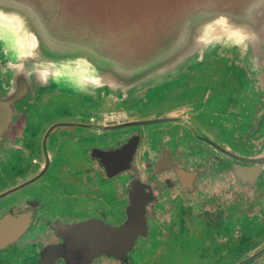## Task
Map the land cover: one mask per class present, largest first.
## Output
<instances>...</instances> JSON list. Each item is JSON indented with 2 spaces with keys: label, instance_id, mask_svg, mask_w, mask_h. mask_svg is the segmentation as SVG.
Returning <instances> with one entry per match:
<instances>
[{
  "label": "flooded vegetation",
  "instance_id": "flooded-vegetation-1",
  "mask_svg": "<svg viewBox=\"0 0 264 264\" xmlns=\"http://www.w3.org/2000/svg\"><path fill=\"white\" fill-rule=\"evenodd\" d=\"M216 53L173 82L183 87L180 100L162 112L132 113L154 101L160 86H153L133 97L108 92L88 99L98 111L87 115L85 109L46 124L41 161L33 156L24 175L15 174L0 188V219L9 214L31 219L28 230L0 251L12 253L2 264H40L48 248L67 244L58 231L62 225L72 229L70 246L50 264H143L138 259L156 255L162 245L179 254L196 221L213 229L217 264H264V235L248 242L253 236L243 234L248 222L264 220V165L256 162L264 158V66L251 73L239 55ZM0 69L3 75L1 61ZM198 73L211 80H199ZM30 109L10 125L0 147L27 116L26 131ZM54 139L70 140L69 153H54L49 148ZM26 142L23 136L9 158L29 154ZM56 158H69V164L51 171ZM127 158L131 163L124 170ZM198 193L201 218L190 224ZM133 198L144 200L146 229L118 236L108 246L109 229L126 225ZM31 233L33 249L22 255L17 243Z\"/></svg>",
  "mask_w": 264,
  "mask_h": 264
},
{
  "label": "water",
  "instance_id": "water-1",
  "mask_svg": "<svg viewBox=\"0 0 264 264\" xmlns=\"http://www.w3.org/2000/svg\"><path fill=\"white\" fill-rule=\"evenodd\" d=\"M0 46L1 144L10 125L50 87L92 99L108 92L133 97L181 77L225 46L240 51L251 73L259 71L264 0H0ZM125 162L124 170L130 158ZM256 162L264 165V158ZM132 201L126 225L109 229L108 246L146 229L144 200ZM30 220L27 214L0 219V251L28 230ZM58 231L67 244L48 248L40 264L52 263L54 254L70 246L71 227Z\"/></svg>",
  "mask_w": 264,
  "mask_h": 264
},
{
  "label": "rangeland",
  "instance_id": "rangeland-1",
  "mask_svg": "<svg viewBox=\"0 0 264 264\" xmlns=\"http://www.w3.org/2000/svg\"><path fill=\"white\" fill-rule=\"evenodd\" d=\"M221 53H228V54H237L241 57V53L238 49H234L232 46H225L223 48L217 49L216 52ZM214 52H210L205 56V58H209L211 54ZM217 54V53H216ZM3 49L0 46V61L3 65ZM214 59H216L214 57ZM242 59V58H241ZM214 70V69H213ZM0 69V82L4 79V70L3 75L1 74ZM208 75H212L215 73L214 71L208 72ZM2 75V76H1ZM199 80H211V77H207L204 74L198 73ZM205 76V77H203ZM180 79L174 78L169 79L161 84L154 85L160 86L155 91L158 92L154 97V101L151 100L149 106L142 109H132V113L140 114V115H148L151 114L153 111L155 112H162L168 107L174 105L180 100L178 93H182V86L179 82L173 83L175 80ZM214 84V83H212ZM222 86V85H220ZM153 87V86H150ZM236 88V85L234 86ZM197 94H199V88L196 89ZM193 92V93H196ZM226 95V94H225ZM160 97V98H159ZM87 98V99H86ZM90 97L84 96L82 94L76 93L69 88L61 87V86H54L50 87L46 92L42 94L37 100L38 102H34L33 106L30 109V114L28 116L27 122V129L24 132L27 116L23 117L19 123L12 129L9 133L6 142L0 147V188L8 185L11 178L17 174L24 175L26 170L32 164L33 156H37L40 158L41 161V140L42 135L45 132V125L49 124L50 122L54 121L55 118H59L62 116L68 117L69 115H73L74 113H80L81 110L85 111L87 109V115L90 113V109H93L91 113L98 111L96 109V105L87 102ZM137 111V112H136ZM28 112V111H27ZM141 112V113H139ZM143 113V114H142ZM209 113V109L206 110V114ZM204 115V114H202ZM129 128V127H128ZM128 128H124V131H128ZM70 128L64 129L68 130ZM151 127H147V131H149ZM24 132V133H23ZM227 134V138H230L233 134V131L228 130L225 132ZM27 140L26 145L31 147V152L29 154L16 152L13 158H9L10 150L20 147L22 144V139ZM70 140H63L62 143L57 142L55 139L49 142V148L54 151V153L63 155L68 154L70 151ZM1 146V145H0ZM57 147V151L55 148ZM6 160H8L7 163ZM69 158H56L55 163L51 171H61L64 167L69 164ZM147 171V170H146ZM148 172V171H147ZM126 176L119 177L120 180L125 178ZM128 177V176H127ZM117 179V178H116ZM110 181V186H115V180ZM41 186V182H40ZM198 195L195 199L196 203L191 208L189 213V220L190 224L193 221L199 220L201 218V208L199 207L198 203ZM167 217V216H165ZM248 221V220H247ZM251 221V220H249ZM194 223V222H193ZM32 232V231H31ZM213 229L208 226L207 223H202L201 221H196L194 225H192L189 234L185 235L183 241V249L180 251L179 254H176L175 251L177 249L171 248L169 245H162L158 250L157 254L154 256H149L147 258H139L138 260L142 259L143 264H217L214 259V252L216 250V243L211 236ZM243 234H249L251 237L248 242H259L253 241L255 238L259 236L263 237L264 235V220L256 221V222H248L247 228L243 229ZM36 233H31L29 237L24 238L23 240L19 241L17 244L20 245V253L22 254L23 250L28 251L29 249H33L34 240ZM255 237V238H254ZM260 237V238H261ZM206 241H210L206 243ZM12 255L11 252H5L4 254L0 255V264L3 263V259L9 258ZM23 255V254H22ZM3 257V258H2ZM11 258V257H10ZM12 261V260H11ZM255 260H250L245 262L244 264H254ZM12 264V263H11ZM15 264V263H14ZM116 264V263H113Z\"/></svg>",
  "mask_w": 264,
  "mask_h": 264
}]
</instances>
